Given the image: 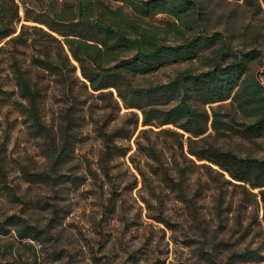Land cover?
I'll list each match as a JSON object with an SVG mask.
<instances>
[{
	"label": "trees",
	"instance_id": "16d2710c",
	"mask_svg": "<svg viewBox=\"0 0 264 264\" xmlns=\"http://www.w3.org/2000/svg\"><path fill=\"white\" fill-rule=\"evenodd\" d=\"M241 1L254 14L264 13V0ZM209 2L0 0V52L11 47L7 61L16 88L0 86V108L16 93L29 127L51 139L42 109L48 84L59 86L68 105L58 142L49 148L54 169L72 158L89 100L98 99L105 124L95 131L102 141L99 167L106 176L112 160L128 158L135 170L128 188L140 182L159 205L163 194L171 193L195 215L197 201L213 191L217 211H228L236 193L240 208L261 202L264 226V156L240 155L210 141L227 135L264 138V85L251 70L253 64L264 65V41L258 42L264 34L246 40L239 33L245 28L239 29L245 44L233 46L228 24L215 30L210 23ZM189 61H199L201 69L185 67L166 82L134 84L136 77ZM118 118L119 124L111 125ZM132 138L129 153L131 146L123 141ZM1 170L0 164V175ZM27 175L55 181L48 172ZM12 218L10 223H20ZM34 229L27 224L17 229L18 238L33 237ZM250 254L234 256L248 259Z\"/></svg>",
	"mask_w": 264,
	"mask_h": 264
},
{
	"label": "rangeland",
	"instance_id": "374dc122",
	"mask_svg": "<svg viewBox=\"0 0 264 264\" xmlns=\"http://www.w3.org/2000/svg\"><path fill=\"white\" fill-rule=\"evenodd\" d=\"M209 6L210 23L215 30L227 23L233 46L245 44L239 33L246 34V40L253 33L264 34V13L254 14L241 0H210ZM10 52V46L0 52V86L16 90L8 68ZM185 67L199 70L201 63L170 64L136 77L134 84L163 83ZM251 70L264 82V65L253 64ZM46 92L42 121L51 139L38 137L29 127L16 93L0 108V264H264L260 201L240 208L234 193L226 198L232 199L230 209L218 212L216 192L207 191L197 201L195 215H190L171 193H164L159 205L140 182L130 190L127 185L135 170L128 158L112 160L106 176L99 167L102 141L95 131L105 124L98 99L89 100L92 106L80 121L82 139L72 158L52 169L49 148L58 142V125L68 104L59 86L49 83ZM119 122L120 118L111 125ZM210 141L240 155L264 156V138L227 135ZM123 144L131 146L129 153L134 150L133 138ZM37 172H48L55 181L27 175ZM10 217L20 223H10ZM26 224L35 228L34 236L20 239L17 229ZM249 252L248 259L234 256Z\"/></svg>",
	"mask_w": 264,
	"mask_h": 264
},
{
	"label": "water",
	"instance_id": "95a60500",
	"mask_svg": "<svg viewBox=\"0 0 264 264\" xmlns=\"http://www.w3.org/2000/svg\"><path fill=\"white\" fill-rule=\"evenodd\" d=\"M256 77H257L258 81H259L261 84L264 85V82H262L261 79H260V77H259V73L256 74Z\"/></svg>",
	"mask_w": 264,
	"mask_h": 264
}]
</instances>
